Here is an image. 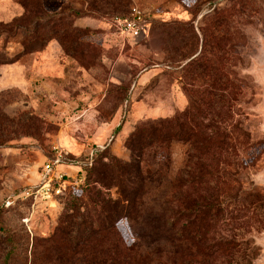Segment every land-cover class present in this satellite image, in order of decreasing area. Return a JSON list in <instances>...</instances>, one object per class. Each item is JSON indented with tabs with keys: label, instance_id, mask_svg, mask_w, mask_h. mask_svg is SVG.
Returning a JSON list of instances; mask_svg holds the SVG:
<instances>
[{
	"label": "rangeland",
	"instance_id": "1",
	"mask_svg": "<svg viewBox=\"0 0 264 264\" xmlns=\"http://www.w3.org/2000/svg\"><path fill=\"white\" fill-rule=\"evenodd\" d=\"M194 1H59L56 11L70 10L64 14L73 33L0 63V264L10 250L8 264L32 260L43 264L51 259L52 251H42V240L56 228L68 192H83L84 180L79 187L70 186L54 204L18 196L38 182L53 146L78 159L96 149L95 161L104 152L128 160L125 141L136 124L170 117L188 106L181 79L187 60L179 54L199 53L200 20L214 7L228 10L240 31L231 53L235 64L226 71L242 87L231 124L236 125L234 137L243 144L241 159L249 178L264 189V0H236L235 4L234 0H201L198 6ZM39 2L44 9L43 0ZM132 5L148 9L151 15L137 38L119 35L111 24L112 17L123 16ZM20 50L19 33L0 34V55L11 58ZM184 151L182 143L171 142L169 178L181 167ZM107 192L115 196L114 189ZM9 195L13 202L5 206ZM115 226L126 244L136 240L127 218L121 217ZM251 235L260 248L254 264H264V230L254 229ZM6 236L10 241L1 243ZM142 248L133 251L141 264H176L175 251Z\"/></svg>",
	"mask_w": 264,
	"mask_h": 264
},
{
	"label": "trees",
	"instance_id": "2",
	"mask_svg": "<svg viewBox=\"0 0 264 264\" xmlns=\"http://www.w3.org/2000/svg\"><path fill=\"white\" fill-rule=\"evenodd\" d=\"M16 1L23 13L0 22V34L19 33L21 50L11 58L0 55V63L73 33L67 8L48 12L39 0ZM231 17L217 7L201 17L199 53L179 54L187 60L181 79L188 106L170 117L136 124L125 141L128 160L105 152L93 160L83 192H68L56 228L42 240V251H52L43 264H141L133 251L142 246L175 251L176 264H254L260 248L251 232L264 230V189L249 178L241 159L243 144L231 124L242 94L241 85L226 72L235 64L231 53L240 34ZM173 141L185 151L181 167L169 178ZM121 217L130 221L136 236L130 245L115 226ZM1 238V243L10 241ZM11 254L5 253L3 264Z\"/></svg>",
	"mask_w": 264,
	"mask_h": 264
},
{
	"label": "built area",
	"instance_id": "3",
	"mask_svg": "<svg viewBox=\"0 0 264 264\" xmlns=\"http://www.w3.org/2000/svg\"><path fill=\"white\" fill-rule=\"evenodd\" d=\"M151 17L148 9L132 5L126 15L114 16L111 24L115 31L125 37L137 38L146 28ZM96 149H90L83 159L73 158L70 153L58 146H53V153L41 166L38 182L32 187L26 188L18 196L27 199L38 200L43 204H54L63 196L70 186L79 187L83 183L87 167L93 163ZM76 168L73 174L60 169V166ZM13 202L12 195L6 197L5 206Z\"/></svg>",
	"mask_w": 264,
	"mask_h": 264
},
{
	"label": "crops",
	"instance_id": "4",
	"mask_svg": "<svg viewBox=\"0 0 264 264\" xmlns=\"http://www.w3.org/2000/svg\"><path fill=\"white\" fill-rule=\"evenodd\" d=\"M63 0H43V6L46 11L54 12L60 7ZM23 13V9L16 0H0V22L10 21L13 17ZM63 170L72 173L75 170L71 167H65Z\"/></svg>",
	"mask_w": 264,
	"mask_h": 264
}]
</instances>
